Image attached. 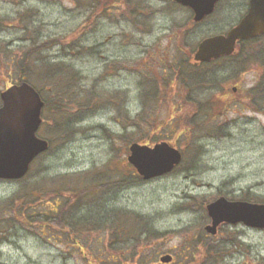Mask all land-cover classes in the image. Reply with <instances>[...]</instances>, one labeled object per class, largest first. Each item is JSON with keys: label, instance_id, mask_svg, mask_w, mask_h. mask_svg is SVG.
<instances>
[{"label": "rangeland", "instance_id": "rangeland-1", "mask_svg": "<svg viewBox=\"0 0 264 264\" xmlns=\"http://www.w3.org/2000/svg\"><path fill=\"white\" fill-rule=\"evenodd\" d=\"M246 2L221 0L194 23L172 0H0V91L20 79L40 90L36 133L49 141L23 178L0 179V264H103L107 255L118 264L132 253L146 264L171 253L169 264H184L191 250L202 256L205 239L223 251L205 264H264V228L203 229L205 204L219 195L264 202V35L201 67V75L213 70L208 88L189 83L193 69L180 63L202 37L234 24ZM46 63L69 66L60 99L34 71ZM170 92L179 98L172 110ZM149 137L167 139L183 158L143 180L127 147ZM115 176L123 180L108 182ZM84 183L99 185L96 194L91 186L84 200L68 194ZM56 203L66 207L58 222L21 212L30 204L46 215Z\"/></svg>", "mask_w": 264, "mask_h": 264}, {"label": "water", "instance_id": "water-1", "mask_svg": "<svg viewBox=\"0 0 264 264\" xmlns=\"http://www.w3.org/2000/svg\"><path fill=\"white\" fill-rule=\"evenodd\" d=\"M192 10L194 21L210 14L218 0H173ZM264 34V0H249L244 15L225 32L203 37L192 54L193 64L209 62L221 56L237 54L239 41ZM0 179L23 177L32 160L45 151L49 143L37 136L41 123L43 100L27 81L13 83L0 92ZM127 160L142 179L170 172L181 161V152L167 141L153 145L131 142ZM210 221L204 230L216 234L223 223H242L252 228H264V202L228 199L219 196L205 205ZM172 255H160L169 262Z\"/></svg>", "mask_w": 264, "mask_h": 264}, {"label": "trees", "instance_id": "trees-1", "mask_svg": "<svg viewBox=\"0 0 264 264\" xmlns=\"http://www.w3.org/2000/svg\"><path fill=\"white\" fill-rule=\"evenodd\" d=\"M257 38H259V37H257ZM257 38L251 39L250 41L256 40ZM247 43H248V40L247 41H241L239 43V50H238L237 54L229 56V57H222V58H224V59L225 58H234V57L242 54L244 52V50H245V47H246ZM34 59H36V58L30 56V58H28L27 62L28 63H34ZM217 61L218 60H215V61H212V62H208V63H203L202 67L207 68L208 66L217 63ZM25 64H24V66H28V65H25ZM24 66H23V68H24ZM54 67H57V69L55 70ZM64 67H65V65H63L61 67V66H56V64H55V66H53L52 64H47L46 63L43 66V69H45V70H40V69H37V68L34 69V71L36 70V72H40V71L45 72V74H44L45 77L48 78V80L51 81V83L54 82L53 85H55V86L53 88L55 89V92L58 94V96H56V98H58V99L62 98V97H60V95H62V93L65 90V88L63 86H64L65 82H68L67 77L63 76L64 74L62 72L63 71L62 69ZM66 67L69 68V66H67V65H66ZM200 69H201V67L199 69H197V70H195V69L188 70L187 74H188L189 83H192L196 87L204 86L205 88H208L209 85H210L209 82H210V80H211V78L213 77V74H214L213 70L208 69L209 72H208V70H206V74L201 75L199 73ZM67 70L71 71L70 69H67ZM47 72H52L53 75L51 73H47ZM71 72L74 73L73 70ZM56 79H57V82H56ZM19 81H24V79H20ZM25 81H27V80H25ZM38 91L40 92L39 89H38ZM59 108H60V105L56 104V110L58 112H59ZM187 131H188V127H186L185 129L181 130L182 133L183 132L185 133ZM148 139L151 140L150 137ZM120 178L121 179H119L118 176H115L114 180L112 179L111 181L109 180L108 182H117L118 180L119 181L123 180V177H120ZM137 178L140 179L139 176H137ZM90 186L95 188L94 191H92V193H90V194L91 195H95L96 194V190L98 189L99 185H97V184L94 185V184H91V183H87V184L84 183V184H82L80 186H77V188H76V190L74 192L69 191L68 194L70 193L71 195H76V197H79L78 199L84 200L83 198L86 197L85 195H87V193H88V191H86V188L90 187ZM13 197H15V199H16V197H18V195L17 196L15 195ZM29 205L30 204L24 205L22 207V209H21L22 214L26 215V219L28 220V218H31L30 216H32L34 214L35 215L37 214V215H39L42 218V219H37V221H42L43 220L44 223L48 219L57 220V222L61 221V217L62 216L60 215V213H62V212L64 213V210L66 208L65 205L62 206V205H60V203H56L55 207L49 208L48 214L45 215V212H43V211H39L38 210V211L34 212V206H31V205L29 206ZM43 215H45V218H43ZM106 221L107 220L104 219V221H102V222L103 223H107ZM131 228H133L132 230H134V232H135V230L139 231L140 227L132 226ZM136 234H137V232H136ZM136 234L133 235L134 238L137 237ZM203 242L202 243L205 245L203 247V250H202L203 252H202V256H201V257H203V259H201V257H200V252L201 251L200 252L198 251L199 256L198 255L196 256L197 250H195V251L191 250L192 251L191 255H190L191 257L184 264H192L193 262L195 264H199V263L202 264L201 263L202 261H203V264H205V263L214 261L213 259H215L217 261L222 259L223 251H222V247L219 245L220 243L218 244L217 242H215L213 240H206V239L203 240ZM131 256H132L133 259H126V258H124V256H122L121 259L119 260L118 264H123V263H126V262L127 263L128 262H134V264H146L147 263L146 260H141L140 259L141 253L140 254L132 253ZM136 256H139V258L137 259ZM135 257H136V259H135ZM113 258H114V255H110V256L107 255L105 257V259H107V262L103 263L101 261V263H103V264H115V263H111V259H113ZM195 259H198V261L195 260ZM97 260L99 261V259H97ZM97 260L95 259L94 261H97ZM96 264H99V263L97 262Z\"/></svg>", "mask_w": 264, "mask_h": 264}, {"label": "flooded vegetation", "instance_id": "flooded-vegetation-1", "mask_svg": "<svg viewBox=\"0 0 264 264\" xmlns=\"http://www.w3.org/2000/svg\"><path fill=\"white\" fill-rule=\"evenodd\" d=\"M221 0H218L217 1V3H216V5H215V9H216V7H217V5L219 4V2H220ZM247 7H246V9L248 8V6H249V0H247ZM246 11V10H245ZM248 41H250V40H248ZM253 41V40H252ZM194 48H195V46L192 48V49H190V50H188V51H186L187 52V57H186V59L184 60V61H180V63H183L184 65H187L189 68H191V69H195V70H197V69H199L200 67H202V64L203 63H201V64H197V65H194L193 64V59H192V54H193V52H194ZM179 63V64H180ZM180 74H181V70H180V68H177V71H176V75H175V78H174V80H173V83L172 84H174L176 81H177V77L178 76H180ZM187 77H188V74H187ZM236 89V87H233V90H235ZM176 93V92H175ZM181 96H182V94H180ZM172 96H173V92L171 93L170 92V94H169V97H168V103L170 104V106L172 107L171 108V110L173 109V107L176 105V104H178V99L179 98H177L176 100H174V102H172ZM182 98V97H181ZM184 102H186L185 100H182L181 99V102H180V105H183V103ZM143 142H145V143H151L152 141L150 140V139H147V140H145V141H143ZM180 151H181V149H180ZM71 195V194H70ZM70 198H71V196H70ZM74 202V200L72 201V204H71V208L74 210V206H75V203H73ZM73 222H74V225H75V220H73ZM70 225H71V223H70ZM73 225V226H74ZM75 227V226H74ZM173 259H174V257L172 258V261H173ZM171 261V262H172ZM171 262H169V263H171ZM169 263H167V264H169Z\"/></svg>", "mask_w": 264, "mask_h": 264}]
</instances>
